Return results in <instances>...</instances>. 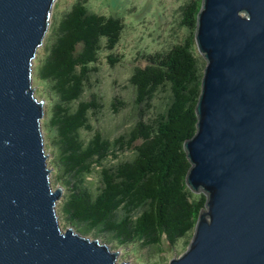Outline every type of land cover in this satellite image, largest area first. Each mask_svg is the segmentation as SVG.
Returning <instances> with one entry per match:
<instances>
[{"label":"water","instance_id":"1","mask_svg":"<svg viewBox=\"0 0 264 264\" xmlns=\"http://www.w3.org/2000/svg\"><path fill=\"white\" fill-rule=\"evenodd\" d=\"M56 0H0V264H129L60 225L33 61ZM207 63L187 184L205 192L187 250L169 264H264V0H202Z\"/></svg>","mask_w":264,"mask_h":264},{"label":"trees","instance_id":"2","mask_svg":"<svg viewBox=\"0 0 264 264\" xmlns=\"http://www.w3.org/2000/svg\"><path fill=\"white\" fill-rule=\"evenodd\" d=\"M201 6L202 0H190L182 7V23L190 30L184 42L146 54L148 63L134 69L135 120L112 138L92 118L103 109L101 96H84L93 87L101 52L119 44L124 19L79 2L53 26L54 40L45 46L38 77L50 86V96L58 97L49 121L56 131V168L61 178L73 179L61 210L81 233L107 235L121 245L141 241L153 248L165 242L175 246L182 238L190 243L208 197L187 184L191 162L184 148L197 131L205 67L195 54ZM108 58L111 65L120 60L113 53ZM163 92L165 100L156 107ZM123 104L116 98L114 112ZM155 108L156 116H149ZM85 131L92 135L87 138ZM95 174L98 187L88 180Z\"/></svg>","mask_w":264,"mask_h":264},{"label":"rangeland","instance_id":"3","mask_svg":"<svg viewBox=\"0 0 264 264\" xmlns=\"http://www.w3.org/2000/svg\"><path fill=\"white\" fill-rule=\"evenodd\" d=\"M190 0H56L51 13L49 29L45 35L44 43L39 47L37 56L33 61V87L38 99L46 101L45 117L42 119V129L45 138V149L49 154L48 165L54 168L51 172V180L54 189L62 187L64 195L57 202L60 225L66 230L72 225L64 218L62 204L69 194V185L73 179L69 177L61 178L62 172L56 168L60 163L56 150L53 147L56 131L50 124L51 108L58 100L56 95L50 96L51 89L48 83L43 82L38 77V67L40 59L44 58L45 46L54 40L53 26L75 3L84 2L88 7L96 12L107 15L120 16L124 19L125 28L121 40L114 50L104 49L100 54L99 71L93 76V87L87 88L85 98L91 93H98L103 102V109L93 115L94 125L106 136L112 138L117 134L128 130L135 120L134 107V86L130 82V77L137 66H145L148 61L145 55L158 51H166L175 44L182 43L190 34V30L182 23V7ZM113 53L119 57L115 65H111L108 55ZM195 54L200 57V61L206 66V59L195 46ZM205 68V67H204ZM167 93L163 92L156 97V107L162 105ZM118 98L124 104L120 105V110L114 112L112 103ZM158 109L150 111L149 116H156ZM84 135L89 138L92 132L85 131ZM98 174L89 177L88 180L98 187L100 180ZM74 227V226H72ZM75 228V227H74ZM76 229V228H75ZM77 230V229H76ZM78 231V230H77ZM91 238H99L112 250L120 251L118 262H128L129 264H169L170 260L181 256L190 243L186 238L180 239L175 246L165 242L161 248L145 246L141 241H135L126 245L119 244L109 236L97 237L94 234L88 235ZM192 238L190 239L191 242Z\"/></svg>","mask_w":264,"mask_h":264}]
</instances>
